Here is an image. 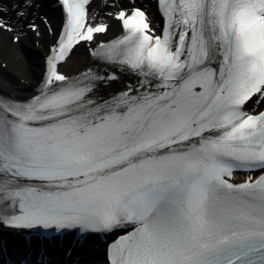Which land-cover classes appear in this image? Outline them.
I'll return each mask as SVG.
<instances>
[{"label":"snow or ice","instance_id":"1","mask_svg":"<svg viewBox=\"0 0 264 264\" xmlns=\"http://www.w3.org/2000/svg\"><path fill=\"white\" fill-rule=\"evenodd\" d=\"M40 7L0 0V43L51 35L0 91V264L69 235L104 264H264V0Z\"/></svg>","mask_w":264,"mask_h":264},{"label":"bare ground","instance_id":"2","mask_svg":"<svg viewBox=\"0 0 264 264\" xmlns=\"http://www.w3.org/2000/svg\"><path fill=\"white\" fill-rule=\"evenodd\" d=\"M41 14L54 15V20L59 27L58 12H54L56 7H49L48 2L38 0ZM138 3L148 5L154 16L156 7L152 0H137ZM97 3H100L97 1ZM103 13V9H101ZM33 11H36L33 9ZM154 18H156L154 16ZM116 27L113 28L111 35L116 34ZM51 42V35L46 34L42 40V45H37L29 37L21 47H15L8 44L0 43V64L7 63V67L0 66V91L9 94H20L25 89V82L34 83L37 74L40 71V65L43 63V57L46 53L47 45ZM79 62H73L68 65L69 70H76L83 67L87 62V54L81 50L78 53ZM32 264H37L33 262ZM49 264H104V254L102 250L89 252L87 254H72L70 258L66 255H60L57 259H52Z\"/></svg>","mask_w":264,"mask_h":264}]
</instances>
